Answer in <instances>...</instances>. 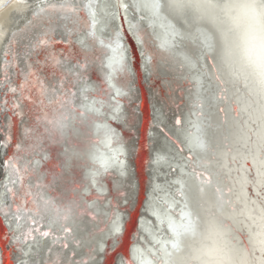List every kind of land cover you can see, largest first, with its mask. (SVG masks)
<instances>
[{
	"label": "bare ground",
	"instance_id": "bare-ground-1",
	"mask_svg": "<svg viewBox=\"0 0 264 264\" xmlns=\"http://www.w3.org/2000/svg\"><path fill=\"white\" fill-rule=\"evenodd\" d=\"M121 2L127 26L135 39L132 49L144 99V120L138 164L139 201L124 243L112 252L110 250L115 239L120 238L117 235L119 231H115L117 226L120 229L121 223V215L116 207L130 209L134 188V184L127 181L129 176L124 169L127 163L130 164L124 145L135 141L136 127L140 122L136 103H133L135 94L132 92L126 96L132 80L131 73L123 66L109 74L104 70L103 57L109 51V58L106 56V59L110 60L113 44L108 43L110 49L98 46L89 17L91 8L88 5L84 7L80 0H76L66 2L80 5L75 13H67L68 19L65 21L69 31H72L71 43L63 26L56 27L54 31L49 30V44L28 61L34 65L32 70L36 72L35 77L28 79L24 63L14 61L13 57L21 51L23 44L28 43L22 37L31 31L30 22L34 19L38 22V17H33L35 7L30 4L33 2L27 0H11L10 3L0 0V249L3 252V264H9L10 261L12 264H21V261L49 264L57 260L64 264L65 253L80 264H92L95 252L90 254V249H99L101 246L104 249V241H107L104 264H115L117 252L126 256L127 264L129 260L133 264L131 248L136 240L140 238L148 247L153 245L139 233L144 219L142 211L154 216L157 223L161 224L150 203L155 187L151 186V171L160 162L154 148L155 122L151 116L153 95L159 93L167 111L177 112L174 121L181 120V124L177 125L179 130L189 118L192 119L189 100L197 92L199 84L194 78L185 75L186 69L181 65L177 72L170 67L173 60L164 52V48L157 44L148 29H139L137 24H130L128 3L125 0ZM14 33L16 41L12 43L7 59L10 65L15 62L17 67H9L8 80L5 81L4 53ZM82 41L87 42L86 48L82 47ZM187 45L192 47L189 42ZM137 46L141 52H138ZM140 54L151 57L152 82L147 85L142 84L143 62ZM51 56L56 57L59 65L53 66ZM21 59L26 60V57L21 54ZM36 61L40 63L36 65ZM78 64L85 65L83 76L88 79L90 74L94 80L89 92L94 105L89 107L83 102L86 97L82 92L78 93L77 88L66 87L61 91L59 87V72L68 67L75 68ZM162 65L167 66L172 74L161 75L159 70L164 68ZM216 83L224 92L220 96L223 94L227 97L222 82L216 80ZM20 85H24V88L21 89ZM10 87L17 91L11 92ZM41 87L45 89L43 94ZM5 101L8 102L6 107ZM123 103L127 104V114L124 115L121 114ZM13 104L19 105L15 109V112H19L18 116L13 112ZM199 105L198 115L202 117L203 105ZM97 108L101 109L99 113L94 112ZM220 108H224V105ZM220 114L223 115L222 112ZM157 125L176 144L182 155L188 157L195 170L197 166L194 160L189 159L192 153L187 151L176 132L159 123ZM225 152L227 154L218 161L221 174L215 193L226 204H232L236 199L234 193L238 180L243 175L242 169L250 165L236 163L227 145ZM12 165H15V169ZM179 173L180 170L176 171L175 177ZM197 173H202L203 181L206 182L204 184L212 179L202 169H198ZM249 178L256 179L254 168ZM122 182L124 186L120 187ZM224 190L227 192L225 195ZM246 192L253 199L264 197V190L259 188L249 186ZM98 199L105 208H113H107L110 211L107 217L98 210L94 202ZM45 201L51 203V208L60 210L59 224L49 223ZM234 206L240 210L243 204L235 203ZM17 208L20 209L19 213L16 212ZM65 210H69L67 219L63 218ZM17 216L20 218L17 219ZM87 218L88 225H83V220ZM33 220L36 222L33 223ZM45 231L49 232L47 237L41 234ZM64 244L68 245L67 249L63 248ZM21 249L24 255H21ZM73 250L77 255H72Z\"/></svg>",
	"mask_w": 264,
	"mask_h": 264
},
{
	"label": "clouds",
	"instance_id": "clouds-1",
	"mask_svg": "<svg viewBox=\"0 0 264 264\" xmlns=\"http://www.w3.org/2000/svg\"><path fill=\"white\" fill-rule=\"evenodd\" d=\"M129 6L161 38L175 32L201 40L196 48L180 43L163 50L190 74L195 65L201 78L222 82L227 93L223 115L207 90L202 117L189 118L178 130L196 166L212 179L202 184L195 171L189 173L190 217L178 221L170 237L174 246L137 255L144 264H264V197L246 192L249 186L264 190V0H130ZM226 145L236 163L250 165L242 169L232 204L215 193ZM252 168L255 180L249 178ZM235 203L243 207L237 210ZM45 212L50 224L60 223L54 208Z\"/></svg>",
	"mask_w": 264,
	"mask_h": 264
},
{
	"label": "water",
	"instance_id": "water-1",
	"mask_svg": "<svg viewBox=\"0 0 264 264\" xmlns=\"http://www.w3.org/2000/svg\"><path fill=\"white\" fill-rule=\"evenodd\" d=\"M75 2L76 0H58L59 3L61 2ZM11 0H8V3H10ZM27 2H33L32 7L34 8L37 3L40 2V0H27ZM45 3L49 2V0H44ZM52 2H57V0H52ZM125 2L128 3L129 10L127 13L129 14V21L130 24H137V28H146L149 30L150 34L154 36V39L156 40L157 44L159 46H162L164 49L166 47H172L174 44H184L188 47L189 44L192 45V48H196L200 43H202L201 40H197L195 37H193L191 40H184L181 39V36H179L175 32H168L163 38L156 35L152 26L150 24L145 23L140 15L133 10L129 4L130 0H125ZM35 3V4H34ZM79 4V3H78ZM80 4L90 6L92 14H90V21L93 25V33L95 37L98 39V46L102 48H109L108 43L112 42V47L115 46L116 43V33H119V44L124 49V62L121 65L124 68H127L129 73H131L132 80L129 83V88L127 89V94H130L133 92L136 96V100L133 103H136V112L138 113L140 117V122L138 123L136 127L137 136H135V141L131 142L129 145H124V148L126 150L127 154V160L129 159L130 164H126L124 169L126 170L127 175L129 176V180H127L129 183L134 184L133 185V193H132V201H131V207L130 209H120L121 207H116L117 212H120L121 215V223H120V229H119V235L120 238H116L114 244L111 247L110 251H114L120 244L124 243L126 232L130 225V220L133 217V214L136 211L138 201H139V189H140V173H139V159H140V147L142 142V126H143V120H144V113L142 109V104L144 102L143 95L140 88V82L139 77L137 74V65L135 61L134 52L132 49V41L135 42V39L133 38L132 34L130 33V30L127 26V21L125 18L123 6L121 0H80ZM35 5V6H34ZM113 15L115 18H113ZM92 17V18H91ZM134 30V28H133ZM160 31H164V26H159ZM86 39V38H85ZM133 39V40H131ZM138 45V44H137ZM156 45V47L158 46ZM138 47V46H137ZM159 48V47H158ZM110 49V48H109ZM108 50V49H107ZM138 52H141L138 47ZM109 55L106 54V56ZM106 56L103 57V63L105 61V67L104 70L106 72L111 73L114 72L113 70L108 68V62L109 60L106 59ZM140 57L142 58V70H143V82L142 84H146L152 82L151 80V57H143L140 54ZM109 58V56H107ZM209 63V62H208ZM79 65V64H78ZM181 65L179 62H176L173 60L172 68L175 69V71L180 70ZM164 68L159 70L161 72V75L166 76L167 74L171 75L172 72L167 69L165 65H162ZM169 66V65H168ZM77 67V66H75ZM186 69L185 75L187 77H190V79L194 78L196 81H198L199 88L197 92L190 96V102L189 107L191 109L190 116L191 118L196 121H198L201 116H199V110H200V103H202V114L204 112L205 103L203 96L207 94V90H210L215 93L216 99L218 102L217 111L220 113L219 109L221 106L225 105V102L221 100L220 93H224L221 91V87L216 83V81H212L210 77L208 78H201L198 76L195 72V65H193V68L191 69V73L189 70ZM89 78L87 79L85 76L84 83L86 84L87 93L84 98L85 105L91 106L94 105L93 103V96L89 95L90 89H92V82L94 81L90 74L88 75ZM81 88L84 86L81 85ZM150 87H148L149 89ZM183 88H186V86H183ZM121 89V87L119 88ZM153 93V92H152ZM177 99L179 98L178 95L176 96ZM154 99V106H153V112L151 113V116L153 117V120L155 122L153 129L155 132V152L157 157H163V159H160L159 164L154 168L152 173V177H150L152 181V187L153 185L154 190L152 193V199H150L151 208L154 210L155 215L161 220V224H158L155 220L154 216L150 214H145V211H142L143 214V221H142V227L139 228L140 236L143 235L146 238V241L149 243H152V247H148L145 242L140 240L135 241L134 245H132L131 248V258L135 262V264H144V262L141 260V256L137 255L138 252L142 253L144 249H148L150 251H155L159 247H163L164 245H171L174 243L170 237L172 236L171 233V225L170 221L172 223H177L178 221L182 219L183 215L189 211L187 206V198H186V184L185 181L188 178L189 173L196 172L200 169L196 167V169H192V165L188 161V157L182 155V152L178 149L176 144L165 134V132L157 125L159 123L160 125L164 126L166 129H169L170 131L176 132L178 135V126L175 124V117L177 112L167 111L164 104L161 102L159 98V93L157 95H153ZM178 103V101H177ZM123 112L121 111V114H127V104L123 103L121 105ZM179 107H181V104H179ZM101 109L97 108L94 110V112H100ZM18 116V115H16ZM157 122H156V121ZM179 136V135H178ZM120 137H122V134L120 133ZM1 145V141H0ZM1 159V158H0ZM180 170L181 173L178 177H175L176 171ZM203 175H200L197 178L199 181L204 184L206 182L203 181ZM126 181V182H127ZM124 182V181H123ZM122 182V185L120 187L124 186V183ZM216 190V188H215ZM224 195L227 194L226 190L223 191ZM101 200H95L96 205L98 207V210L101 212V214L106 215V217L110 214V211L107 208H110L112 210L113 208L111 206H108L105 208L103 204L100 202ZM149 201V200H148ZM103 206V207H102ZM106 210V211H104ZM82 224L88 225V218L84 219ZM166 224V226H165ZM90 229V227L88 228ZM88 231V230H87ZM85 233V232H84ZM174 236V235H173ZM21 239H23L21 237ZM134 239V237H133ZM132 239V240H133ZM135 240V239H134ZM107 241H104L103 245H105L102 252L99 254V261L100 264H104L106 261V255H105V249H106ZM10 246H8V249ZM147 257H144V260H147ZM0 264H3V252L0 249ZM115 264H127L126 263V256L122 252H117L116 255V262Z\"/></svg>",
	"mask_w": 264,
	"mask_h": 264
},
{
	"label": "snow or ice",
	"instance_id": "snow-or-ice-1",
	"mask_svg": "<svg viewBox=\"0 0 264 264\" xmlns=\"http://www.w3.org/2000/svg\"><path fill=\"white\" fill-rule=\"evenodd\" d=\"M80 7L78 4H68V3H59L58 0L57 2H52V0H49V2L45 3L44 0H40L39 3L36 4L35 8L33 9V17L36 18L38 17V22L34 19L33 21L30 22V28L31 31L29 33H26L22 39L27 40V44H23L21 51L17 53L16 56L13 57V60H20L21 62L24 63L25 65V70H26V76L28 79H31L32 77L36 76V72L33 71L34 65L32 63H29L33 57V55H39L40 50L47 46L49 44V40L51 39L49 35V30H55L56 27L63 26L65 33H67L69 43H71V36H72V31H69L68 25L65 24V21L68 19L67 13H75L77 9ZM113 18L114 15H113ZM55 26V27H54ZM74 31V29H73ZM182 39V37H181ZM16 41V36L15 33L12 36V40L9 42L8 45V50L5 51V63H4V77L5 81L8 80L9 76V67H17V64L13 62L11 65L9 64L8 61V56H9V51L12 47V43ZM82 47H87V42H81ZM112 56L109 60L108 63V68L116 71L119 66H121L125 60L124 58V49L122 46L119 44V33H116V43L115 46L111 48ZM21 54H23L26 57L25 59H21ZM69 57L68 59H70ZM50 59L54 62V67L56 65H59V61L56 59L55 56H51ZM40 62L36 61L35 64L38 65ZM85 68L84 64H79L77 67H68L67 69H63L59 72L60 76V81H59V87L60 90L63 91L66 87H71V88H77L78 93L82 92L83 95H86L87 93V88L86 84L84 83V78H83V72L82 69ZM19 71V69H18ZM67 81V82H65ZM80 85H83L84 87L81 88ZM21 89L24 88V85H20ZM9 90L13 93L17 91L16 88L10 87ZM55 90V86H54ZM45 89L41 87V92H43ZM221 100H227V97L225 95H221L219 97ZM7 101L4 102L5 107L7 106ZM19 108L18 104H13L12 109L15 115H19V112H15V109ZM220 112H224V108L219 109ZM176 125L181 124V120L177 119L175 121ZM110 132V130H107ZM7 143V141H6ZM191 153V152H189ZM159 159H163V157H158ZM190 160H194L193 155L189 156ZM13 169H15V165H12ZM202 175V173H197V176L199 177ZM210 180V179H209ZM8 191H11V189H8ZM52 207L51 203L49 201H45V208ZM58 215H61V212L59 209L56 210ZM69 210H65L63 213V218L67 219ZM16 212L19 213L20 209L17 208ZM190 217V212L188 211L185 213L182 217V219H187ZM17 219L20 217L17 216ZM36 221L33 220V223ZM190 222V221H189ZM171 225V233L172 236L175 235L178 231V228L180 225L177 223H172L170 221ZM115 231H119V227L117 226ZM43 236L47 237L49 235V232L45 231L41 233ZM30 235V233H28ZM174 246V243L171 244ZM63 248L67 249L68 245L64 244ZM103 251V247L101 246L99 249H90V254L92 252H95V255L92 256V264H100L99 261V254L100 252ZM21 255H24L23 250L21 249ZM72 255H77V253L73 250ZM9 264H12L10 261ZM21 264H29L28 261H21ZM49 264H60L59 260L54 261V262H49ZM64 264H80L79 261L72 259L71 256H69L67 253L64 254ZM128 264H132V261L129 260Z\"/></svg>",
	"mask_w": 264,
	"mask_h": 264
}]
</instances>
